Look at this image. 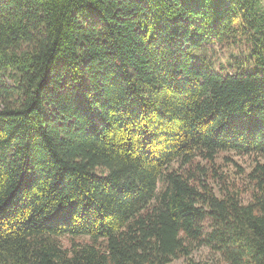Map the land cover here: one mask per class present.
Wrapping results in <instances>:
<instances>
[{
	"label": "trees",
	"instance_id": "trees-1",
	"mask_svg": "<svg viewBox=\"0 0 264 264\" xmlns=\"http://www.w3.org/2000/svg\"><path fill=\"white\" fill-rule=\"evenodd\" d=\"M261 159V0H0V264H264Z\"/></svg>",
	"mask_w": 264,
	"mask_h": 264
},
{
	"label": "rangeland",
	"instance_id": "rangeland-1",
	"mask_svg": "<svg viewBox=\"0 0 264 264\" xmlns=\"http://www.w3.org/2000/svg\"><path fill=\"white\" fill-rule=\"evenodd\" d=\"M264 7V0H261ZM234 52L238 55L240 52L236 49ZM232 51L220 49L215 47L213 50L209 48L206 52L207 58L216 63L217 70L220 69V65H226V71H230L227 64L228 58ZM243 58V55H241ZM264 162V159H261ZM255 165V159L253 156L237 155L235 153H224L220 155L217 160L218 174H223L224 178L219 181L210 180V183L214 187L217 194L221 195L220 188L226 190L227 187L239 190L242 193V199L247 202L250 199V182L248 180V173ZM211 175V174H210ZM68 244V241H66ZM191 259V260H190ZM180 258L173 264H225L219 253L214 252L209 247H197L194 249L192 256L189 258Z\"/></svg>",
	"mask_w": 264,
	"mask_h": 264
}]
</instances>
